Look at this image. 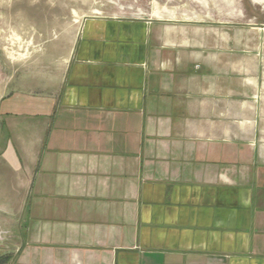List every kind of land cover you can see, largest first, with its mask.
I'll list each match as a JSON object with an SVG mask.
<instances>
[{"label":"crops","instance_id":"obj_1","mask_svg":"<svg viewBox=\"0 0 264 264\" xmlns=\"http://www.w3.org/2000/svg\"><path fill=\"white\" fill-rule=\"evenodd\" d=\"M233 5L0 62V264H264V24Z\"/></svg>","mask_w":264,"mask_h":264},{"label":"rangeland","instance_id":"obj_2","mask_svg":"<svg viewBox=\"0 0 264 264\" xmlns=\"http://www.w3.org/2000/svg\"><path fill=\"white\" fill-rule=\"evenodd\" d=\"M212 0H0V62L35 54L55 30L76 25L77 14L208 16ZM234 19L264 24V0H233ZM74 10V11H73ZM68 27V28H67Z\"/></svg>","mask_w":264,"mask_h":264}]
</instances>
